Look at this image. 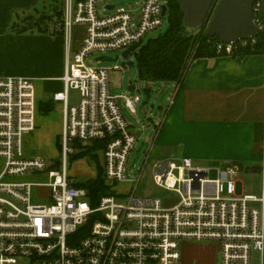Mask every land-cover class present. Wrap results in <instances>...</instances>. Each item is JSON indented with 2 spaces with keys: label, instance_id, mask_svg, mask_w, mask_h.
<instances>
[{
  "label": "built area",
  "instance_id": "built-area-1",
  "mask_svg": "<svg viewBox=\"0 0 264 264\" xmlns=\"http://www.w3.org/2000/svg\"><path fill=\"white\" fill-rule=\"evenodd\" d=\"M116 1L66 0L62 21L56 24L67 45L63 86L52 96L63 104L58 164L23 155V138L36 129L33 80L0 77V264H183L181 244L186 241L218 243L219 264H264V197L236 193L234 164L210 169L194 165L189 157L157 161L155 184L177 198L134 195L143 172L141 167L129 182L127 163L136 135L118 97L110 93V68L88 66L86 58L141 44L162 25V5L167 3L134 0L137 9L128 11L116 10ZM252 21L255 37L219 40L217 52L232 55L264 37L259 0L252 4ZM74 26H82L84 33L70 52ZM70 89L79 91L77 104H69ZM123 97L125 107L136 113L140 97ZM77 141L104 142L97 152L101 178L113 190L94 207L86 189L68 173V156L76 154L70 143ZM121 182H129L126 193L115 188ZM34 186L46 189L45 203L32 202Z\"/></svg>",
  "mask_w": 264,
  "mask_h": 264
},
{
  "label": "crops",
  "instance_id": "crops-1",
  "mask_svg": "<svg viewBox=\"0 0 264 264\" xmlns=\"http://www.w3.org/2000/svg\"><path fill=\"white\" fill-rule=\"evenodd\" d=\"M51 1L58 0H0V77H28L35 86L36 130L23 138V148L32 143L43 122L50 120L55 125L56 141L63 128V104L52 96L63 86L65 37L50 27L45 32H19L14 28L22 14ZM78 29L79 36H72L70 52L82 41L84 28ZM28 49L39 53L38 66L25 71L16 63ZM172 84V97L153 128L151 148L173 158L189 157L193 163L215 167L232 163L238 170L259 176L261 193L256 196L264 197V54L198 57L190 62L183 80ZM143 111L146 114L145 108ZM2 167L0 159V172ZM238 186L236 176V191ZM38 201L45 203L47 198ZM198 243L204 242L183 243L182 263L219 264V244L210 242L218 245L210 261L209 252L189 250L190 245Z\"/></svg>",
  "mask_w": 264,
  "mask_h": 264
},
{
  "label": "rangeland",
  "instance_id": "rangeland-1",
  "mask_svg": "<svg viewBox=\"0 0 264 264\" xmlns=\"http://www.w3.org/2000/svg\"><path fill=\"white\" fill-rule=\"evenodd\" d=\"M66 0L51 1L39 7L35 11H31L22 14L14 24L15 30L23 32H45L48 27L55 32H60L57 29V22L62 21L60 13L65 6ZM134 0H118L115 2L116 10H128L133 11L137 9L134 4ZM101 4L99 13L103 14ZM51 25V26H49ZM169 27V12L163 17L162 25L148 33L141 44L132 45L127 48L118 49L110 52H94L86 58V64L88 66L100 65L110 68L108 74V80L110 85V93L112 96L118 97L117 104L121 110L123 117L131 125V128L136 135L137 141L134 144L131 151L128 163H127V177L129 182L134 180L141 167H143L142 176L135 187L134 195L138 197H159L161 199L172 200L176 199L177 195L173 192L167 191L161 187H158L153 179L154 176V164L157 161H165L168 158L174 157L169 153H160L156 147L151 148V144L154 138L153 128L157 125L161 119L163 111L169 103L170 97H172L174 86L172 82H159L150 83L146 89V83L141 81L138 75L137 63L134 66L123 67L124 62L134 60V54L139 50L140 46L146 44L150 39L157 38L166 33ZM80 29L78 26L73 27L72 36L74 39L79 36ZM63 34V33H62ZM38 52L25 50L22 55V59L16 66H19L21 70L35 69L38 66ZM107 59H114L115 61H109ZM116 66H122L120 69H114ZM36 85L38 84L35 81ZM134 86L135 90L129 91V87ZM138 95L140 101L135 104L136 113L130 112L125 107V98L123 96L134 97ZM80 98L79 91L70 89L68 92V101L70 105L77 104ZM146 110V114L143 111ZM47 120L46 123H42L40 129L35 134L32 143L27 144L23 148L24 157H42L49 159L51 162L58 164L60 162V147L57 145L60 135L57 137V141L54 138L55 125L51 124ZM141 121V122H140ZM36 130V129H35ZM35 131L31 134H34ZM30 134V135H31ZM83 144L70 143V146L76 149V153L81 151ZM148 155V159L146 156ZM101 156L97 155L96 151L90 152V155H70L67 160V169L71 178L76 183L88 181L98 176V170L101 168ZM194 165L205 166L210 169H215V165L209 163H194ZM98 167V169H97ZM96 174V175H95ZM95 175V176H94ZM213 176V172L210 173ZM89 178V179H88ZM237 179L240 186L236 193L238 195L254 194L259 195L261 193V181L259 176L252 173H246L242 168L238 170ZM33 181H40L41 178L32 177ZM129 182H121L115 185L117 191L126 193L129 190ZM109 191L113 190V186H108ZM46 196V189L41 186H34L31 191V200L33 203H38L39 199H44ZM183 243L181 244V248ZM187 246V245H186ZM189 246V245H188ZM192 246V247H190ZM188 248L194 251H206L209 252L210 261L213 259V255L218 251V245L210 242L192 244ZM194 246V247H193Z\"/></svg>",
  "mask_w": 264,
  "mask_h": 264
},
{
  "label": "trees",
  "instance_id": "trees-1",
  "mask_svg": "<svg viewBox=\"0 0 264 264\" xmlns=\"http://www.w3.org/2000/svg\"><path fill=\"white\" fill-rule=\"evenodd\" d=\"M79 1V0H75ZM169 12V27L165 34L150 39L146 44L140 46L134 54L137 63L138 75L141 81L147 83L178 82L180 83L188 69L190 62L198 57H213L225 55L218 53L216 37H208L205 28H188L183 23V16L177 0H166ZM60 18L63 16V9ZM19 32H23L17 30ZM264 54V37L257 38L253 46L242 49L232 55ZM83 144L77 155H90L93 150L96 153L104 146L102 141L75 142ZM57 145L59 142L57 141ZM98 169V167H97ZM84 187L90 199L91 206H96L100 197L110 194L108 185L101 178V168L98 176L94 179L79 183Z\"/></svg>",
  "mask_w": 264,
  "mask_h": 264
},
{
  "label": "water",
  "instance_id": "water-1",
  "mask_svg": "<svg viewBox=\"0 0 264 264\" xmlns=\"http://www.w3.org/2000/svg\"><path fill=\"white\" fill-rule=\"evenodd\" d=\"M255 0H177L186 27L205 28L208 37H216L223 42L247 40L257 35L252 21V4ZM264 10V0H259ZM113 8V6H110ZM167 5H162V16L166 15ZM115 61L114 59H107ZM130 60L123 67L134 66ZM148 84L146 83V89ZM129 91L134 90L130 86Z\"/></svg>",
  "mask_w": 264,
  "mask_h": 264
}]
</instances>
